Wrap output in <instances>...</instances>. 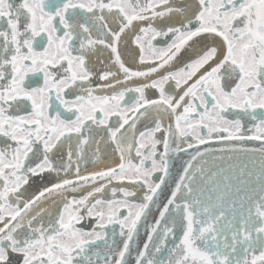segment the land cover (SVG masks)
<instances>
[{"label":"snow or ice","instance_id":"snow-or-ice-1","mask_svg":"<svg viewBox=\"0 0 264 264\" xmlns=\"http://www.w3.org/2000/svg\"><path fill=\"white\" fill-rule=\"evenodd\" d=\"M128 33L140 50L131 67L121 56ZM158 37L171 42L158 47ZM99 46L111 55L97 70L89 55ZM94 125L108 132L113 158L103 162L97 147L100 164L82 171ZM72 134L78 150L57 159ZM0 138V264H101V253L87 254L100 240L102 264H129L141 228L135 264H264V0H0ZM250 140L261 147L242 146ZM212 141L262 158L258 173H244L247 188H225L215 202L194 188L211 151L200 146ZM188 149L158 204L172 154Z\"/></svg>","mask_w":264,"mask_h":264},{"label":"flooded vegetation","instance_id":"flooded-vegetation-1","mask_svg":"<svg viewBox=\"0 0 264 264\" xmlns=\"http://www.w3.org/2000/svg\"><path fill=\"white\" fill-rule=\"evenodd\" d=\"M18 2V0H17ZM174 7H184L185 5H190L194 3V0H171ZM106 19H109V26L113 27L115 30V27L113 25V22L110 18L106 17ZM118 23V21L116 22ZM143 26V25H141ZM138 34V33H137ZM40 39V38H37ZM135 37L132 33L126 34V36L122 37L121 41V56L122 59H124L125 63L128 66H134L135 63L139 59L140 50L139 47L135 44ZM166 42L170 43V38L167 37H158L154 43L158 47H165ZM192 49L186 47L182 52L180 53L178 59H183L185 62L187 61L188 57L191 55ZM110 51L103 48L102 46H99L94 53H91L89 55V62L90 64L97 70L103 69L104 67L109 65V58H110ZM179 66H182L179 65ZM113 71L116 70L115 67L112 69ZM99 83L97 80H93V86L95 84ZM88 85H85L87 87ZM134 85H129V87H132ZM82 94V93H81ZM97 95H106L110 94L108 92H98ZM135 93H129L126 95L125 99L129 100L130 97L135 96ZM146 95L149 96V98H156L158 95V92L155 89H149L146 91ZM71 98V97H69ZM57 107V104H53V109ZM62 115L65 118H73L74 116L71 113L66 112L62 107L60 108ZM235 115V114H233ZM155 118V113H149L146 117H142L140 122L137 125L138 130H143L147 126H151V123L153 119ZM231 118V117H230ZM115 119V118H113ZM245 121V126L250 127L251 122L248 120L247 117L243 118ZM73 135V139L70 141H64L63 146H59L60 151L57 152V159L61 157V155L64 156L66 159V153L68 151L69 145H71L73 151L78 150V144L75 139V134ZM91 136L89 145L85 146V152H84V158L87 161L81 162V169H84L86 167H89L91 165H97L100 162H93L94 161V153L96 152L97 147L100 149V155L102 161H109L113 158V146L111 142L108 140V132L106 131L104 126H93L92 132L89 134ZM3 144V138H0V145ZM36 149H39L42 152V146L37 144L35 146ZM75 159V156L73 157ZM207 162L203 165L205 169V177L204 178H197L196 183L194 184V188L197 189H204V199L207 201V197L211 195L213 197V202H215V197L222 191H224L225 188L234 189L236 187H242L247 188L246 185L242 184V181L244 179H247V177L244 175L246 172L251 173H258L260 171L261 167V156L260 153L257 152H243V151H212L209 152L205 158ZM212 173H216L214 177L211 176ZM48 176V174H45ZM54 175V174H53ZM157 175H160L157 173ZM209 177H211L209 179ZM227 177L228 179L225 180L224 178ZM207 181V182H206ZM46 182V181H45ZM37 186H43V184L40 181H37L31 188H29V193L33 192L35 190V187ZM124 186H128L125 184ZM218 186V187H217ZM213 187H216V191L213 192ZM146 189L143 188H137V202H140L142 199V196ZM243 193H241L242 195ZM49 207V210L53 213H55L58 210V204H52ZM229 218L231 216L229 215ZM113 226L110 225L107 229L108 232V243L111 244L112 242V231ZM116 240L119 241L121 238L119 237V226L116 225ZM168 247H171V244H168ZM105 250V241L100 240L96 241L94 245L91 246L90 251L87 253L92 256V258L95 260L96 256L95 254L97 252L101 253V264L103 261V252ZM163 253L161 254L162 258Z\"/></svg>","mask_w":264,"mask_h":264},{"label":"water","instance_id":"water-1","mask_svg":"<svg viewBox=\"0 0 264 264\" xmlns=\"http://www.w3.org/2000/svg\"><path fill=\"white\" fill-rule=\"evenodd\" d=\"M245 148H255L259 149L261 147V143L259 141H246L243 145ZM207 147L211 150H218V149H225V148H231L230 144H226L219 141H212L207 145L200 146V150L203 151V149ZM237 147H240L239 145ZM195 151V149H188L187 152H180L179 154H172L171 161H172V167H171V175L169 178H166L167 182L164 186V192L159 196L157 203L162 204L166 202L165 195L169 193V190L174 187V181L177 178L179 172L182 170L184 166V162L187 161L192 153ZM98 166L87 168L88 170H92L93 168H96ZM55 199V198H54ZM47 205V204H46ZM158 211L159 209L153 208L151 213L149 214L147 223L151 224L153 219L158 217ZM145 229L141 228L138 237L136 238V244L133 245V252L131 257L128 258L129 264H135V248L137 246L142 248L143 242L145 241Z\"/></svg>","mask_w":264,"mask_h":264}]
</instances>
